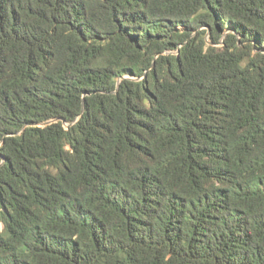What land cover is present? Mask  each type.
I'll use <instances>...</instances> for the list:
<instances>
[{"label": "trees", "instance_id": "obj_1", "mask_svg": "<svg viewBox=\"0 0 264 264\" xmlns=\"http://www.w3.org/2000/svg\"><path fill=\"white\" fill-rule=\"evenodd\" d=\"M0 264H264V0H0Z\"/></svg>", "mask_w": 264, "mask_h": 264}, {"label": "rangeland", "instance_id": "obj_2", "mask_svg": "<svg viewBox=\"0 0 264 264\" xmlns=\"http://www.w3.org/2000/svg\"><path fill=\"white\" fill-rule=\"evenodd\" d=\"M3 227V224L2 223H0V228H2Z\"/></svg>", "mask_w": 264, "mask_h": 264}]
</instances>
